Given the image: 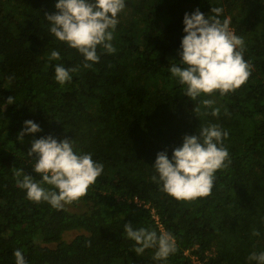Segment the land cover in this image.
Segmentation results:
<instances>
[{
  "label": "trees",
  "instance_id": "trees-1",
  "mask_svg": "<svg viewBox=\"0 0 264 264\" xmlns=\"http://www.w3.org/2000/svg\"><path fill=\"white\" fill-rule=\"evenodd\" d=\"M57 2L0 0V264H15L16 249L27 264H256L248 256L264 252V0H125L115 53L98 46L99 62L87 69L49 31L45 14H56ZM212 7L243 38L252 71L234 92L193 101L169 68L179 63L185 13L199 8L207 17ZM52 51L59 60H49ZM56 65L79 70L61 85ZM28 120L41 131L21 140ZM209 124L229 133L231 163L215 173L211 195L178 201L151 179L157 153L171 159L185 135ZM49 135L103 165L87 194L60 210L17 185L18 171L41 181L27 153ZM126 223L171 233L176 252L163 261L153 259L156 249L137 255ZM70 231L79 236L65 241Z\"/></svg>",
  "mask_w": 264,
  "mask_h": 264
},
{
  "label": "clouds",
  "instance_id": "clouds-1",
  "mask_svg": "<svg viewBox=\"0 0 264 264\" xmlns=\"http://www.w3.org/2000/svg\"><path fill=\"white\" fill-rule=\"evenodd\" d=\"M55 7L56 14H45L51 25L49 31L60 42L83 55L85 69L99 62L98 46L109 54L115 53L111 41L125 0H58ZM222 12L221 7H212L211 14L206 17L197 8L191 14L185 13L183 18L185 35L178 52L179 63L172 64L169 72L183 86L181 92L193 101L202 94L212 96L218 91L224 96L234 92L251 75L252 66L244 59V40L230 31L227 18L221 21ZM59 59V53L52 51L49 60ZM78 70V67L66 69L56 65L55 80L61 85L70 82L71 73ZM6 103H15L13 96ZM214 103L212 99L202 101L204 107L212 109L211 115L218 116L220 109L213 108ZM39 131V125L28 120L18 138L22 140L25 134ZM228 135L217 124L201 126L197 134L185 135L182 145L172 150L171 159L167 151L157 153L152 166L157 175L151 177L152 181L178 201L208 197L214 187L215 173L231 163L228 149L223 144ZM27 155L33 157L34 172L42 179L36 182L33 176L24 174L21 180L18 171V187L26 190L30 201L47 202L57 210L84 197L103 172L101 163L94 161L91 154H77L68 139L58 142L50 135L36 139ZM43 184L51 188H45ZM124 232L127 238L135 241L137 255L146 249H156L153 259L163 261L176 252L171 233L157 235L156 231L145 228L134 229L131 223L124 225ZM253 235H259V232L254 231ZM14 258L15 264H27L19 249L14 250ZM248 260L264 264V252H252Z\"/></svg>",
  "mask_w": 264,
  "mask_h": 264
},
{
  "label": "rangeland",
  "instance_id": "rangeland-1",
  "mask_svg": "<svg viewBox=\"0 0 264 264\" xmlns=\"http://www.w3.org/2000/svg\"><path fill=\"white\" fill-rule=\"evenodd\" d=\"M128 11H129V9L127 7H125L124 10L121 13L128 12ZM77 236H79V232L70 231V232H67V233L64 234L63 239L65 241H71V240H74Z\"/></svg>",
  "mask_w": 264,
  "mask_h": 264
},
{
  "label": "built area",
  "instance_id": "built-area-1",
  "mask_svg": "<svg viewBox=\"0 0 264 264\" xmlns=\"http://www.w3.org/2000/svg\"><path fill=\"white\" fill-rule=\"evenodd\" d=\"M135 202H137V201H135ZM195 264H201V263H199L198 261H196Z\"/></svg>",
  "mask_w": 264,
  "mask_h": 264
}]
</instances>
